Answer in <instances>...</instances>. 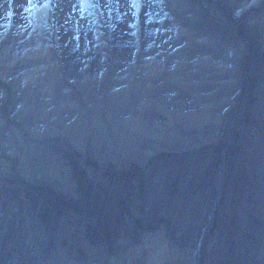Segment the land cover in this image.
<instances>
[{
	"label": "rangeland",
	"instance_id": "1",
	"mask_svg": "<svg viewBox=\"0 0 264 264\" xmlns=\"http://www.w3.org/2000/svg\"><path fill=\"white\" fill-rule=\"evenodd\" d=\"M189 256L264 264V0H0V264Z\"/></svg>",
	"mask_w": 264,
	"mask_h": 264
},
{
	"label": "trees",
	"instance_id": "2",
	"mask_svg": "<svg viewBox=\"0 0 264 264\" xmlns=\"http://www.w3.org/2000/svg\"><path fill=\"white\" fill-rule=\"evenodd\" d=\"M190 261H191V260H190V256H189V260L186 262V264H193V263H191Z\"/></svg>",
	"mask_w": 264,
	"mask_h": 264
},
{
	"label": "water",
	"instance_id": "3",
	"mask_svg": "<svg viewBox=\"0 0 264 264\" xmlns=\"http://www.w3.org/2000/svg\"><path fill=\"white\" fill-rule=\"evenodd\" d=\"M208 230V229H207ZM207 230L204 232V235L206 234Z\"/></svg>",
	"mask_w": 264,
	"mask_h": 264
}]
</instances>
